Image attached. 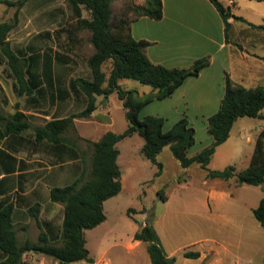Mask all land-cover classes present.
<instances>
[{"label":"rangeland","instance_id":"1","mask_svg":"<svg viewBox=\"0 0 264 264\" xmlns=\"http://www.w3.org/2000/svg\"><path fill=\"white\" fill-rule=\"evenodd\" d=\"M128 1L130 0H114V17L126 12ZM132 1L135 4L143 2ZM15 13V6L0 2V23H14L7 38L10 48L21 59L28 58L29 69L43 76L40 78L44 84V110L41 113L48 116L54 112L56 117L84 110L88 98L81 92H74L71 84L78 78H91L88 58L93 54L94 48L90 42L91 33L76 29L77 23L68 0H29L19 11L17 18ZM83 16L90 18V11L85 9ZM261 39L264 41L263 36ZM249 41L254 44L251 50L264 54V45L259 35L255 34ZM233 49L240 52L236 47ZM110 68L111 61H108L103 69L108 74ZM260 75L253 78L251 84L264 86V73L263 77ZM120 84L122 88L129 90H151V86L132 79H124ZM0 90V113L5 120L27 106V99L19 95L17 82L2 50ZM96 106L97 109L90 118L76 120V132L68 133L82 149L87 150L88 155L91 150L87 141L99 140L103 125L106 130V124L111 127L112 120L117 133L124 132L128 127L125 110L117 93L107 98L97 96ZM144 116L143 112L140 117ZM260 126H264L262 118L238 119L229 139L217 148L207 168L212 171L224 170L229 166H234L236 171L247 168L252 160L258 138L257 128ZM193 127L196 129L197 139L188 151L189 156L197 154L212 143L205 125L195 121ZM209 137L211 140H208ZM248 137L250 141H247ZM143 143V139L136 133L117 144L121 151L118 164L122 171L123 189L117 196L105 201L106 220L85 232L86 247L97 264H151L147 249L141 248L135 253L131 251L130 245L135 232L152 215L162 231L168 250L170 251L169 246L177 250L176 264H264V227L253 214V208L264 197V185H235L229 182L231 190L236 192L234 205L207 207L204 205L207 195L203 186L207 170L199 164L183 168L167 146L158 156L164 166L163 174L156 177L157 166L141 154ZM64 157L65 155L60 162L54 158L56 165L53 167L52 160L45 159L46 177L55 184L72 183L78 175L80 161L70 155H67L66 160ZM159 191L163 192L167 201L159 197ZM143 209L146 210L145 213ZM60 214L58 208L53 226L55 234L60 225ZM36 237L37 234L32 238ZM205 238L215 240L219 244L220 253L208 258L205 256L199 261L185 258L184 252L198 250L201 246L199 243L204 242ZM205 259L206 262L203 263ZM25 263L29 264V260Z\"/></svg>","mask_w":264,"mask_h":264},{"label":"trees","instance_id":"2","mask_svg":"<svg viewBox=\"0 0 264 264\" xmlns=\"http://www.w3.org/2000/svg\"><path fill=\"white\" fill-rule=\"evenodd\" d=\"M29 0L0 1L15 6L17 18L21 8ZM220 13L225 25V38L229 42V19L233 17L230 7L219 0H210ZM235 2L236 0H232ZM261 1V0H257ZM114 0H68L77 30H86L91 33L90 42L94 48L88 58L91 78H78L72 81L74 92L83 93L88 98L86 108L67 117L56 118L44 126L36 128L38 139H45L59 144L74 142L69 132H76L74 120L76 118H90L96 111V97H109L117 93L123 104L127 129L122 133L115 132L113 127L106 128L105 134L97 141H87L91 150L81 153L82 168L80 175L66 186H56L50 191V199L54 203L64 206V216L61 230L58 235L49 238L43 230L40 231L38 241L26 240L20 243L12 219L10 208L0 211V264H24V254L30 251L41 253L58 262V264H74L77 262L95 263L94 258L86 247L85 232L96 228L106 220L104 203L117 196L122 190V173L118 164L120 154L117 144L122 140L138 134L144 144L141 153L151 163L157 166L155 176L163 174V164L158 160L159 154L169 146L172 156L183 168L199 164L207 170L208 179L230 180L236 179L238 185H264V129L256 140L250 165L241 171L234 166L224 170H209L217 148L230 137L234 123L243 117L263 118L264 87L246 88L234 82L229 74L225 75V92L219 110L208 118V133L212 143L193 156L188 155L189 149L196 142V130L189 125L186 118L180 119L168 131H164L163 117L148 115L141 118L143 109L154 100L170 97L187 78L198 76L210 64L209 57L196 60L188 68H169L155 64L146 54L150 42L136 40L131 34V23L141 17L161 20L163 17L162 0H145L144 4L127 2V10L119 17H114L112 4ZM91 13L90 18L83 16L84 10ZM131 15V17H128ZM236 20L248 23L251 27L264 31V25L249 23L243 17H234ZM14 28V23H0V45L3 54L14 73L19 86V93L32 95L37 83L25 78L24 66L29 59L22 62L10 48L7 38ZM111 61V68L107 74L103 67ZM122 79H132L143 85L151 86L153 92L140 96L135 89H124L119 84ZM7 133H19L30 127L28 116L16 111L5 121ZM77 148H80L76 144ZM163 201H167L162 191L158 192ZM145 213L146 210L143 209ZM254 217L264 227V197L253 210ZM154 215L148 217L135 232L136 241L147 244V252L151 264H174L162 245L160 236L154 227ZM40 226V222H37ZM186 258L197 259L198 251H186Z\"/></svg>","mask_w":264,"mask_h":264},{"label":"crops","instance_id":"3","mask_svg":"<svg viewBox=\"0 0 264 264\" xmlns=\"http://www.w3.org/2000/svg\"><path fill=\"white\" fill-rule=\"evenodd\" d=\"M219 1L230 7L233 14V17L228 20L231 24L229 42L225 38L224 21L210 0H162L163 17L161 20L141 17L131 23L132 36L136 40L150 42V45L146 48V54L155 64L169 68H188L200 58H210V64L198 76L187 78L170 97L154 100L143 109L142 113L144 112L145 116L153 115L165 119L164 131H168L182 118H186L191 126L195 125V121H200L208 130V118L219 110L224 96L226 74H229L234 82L246 88L260 86L259 84H251V81L264 73V54H257L254 50H251V46L254 44L249 40L250 37H254L257 34L262 45H264V41L261 39V36L264 37V31L257 30L248 23L236 20L234 17H243L249 23L264 25V0ZM144 2L145 0L138 4L142 5ZM246 7L250 9L246 10ZM233 47H236L237 50L239 49L240 52H236ZM5 58L8 62L6 56ZM24 59L20 58L22 62ZM28 62L24 66L25 78L28 81L36 82L37 85L33 88L32 95L19 93V95L27 99V106L25 105L17 111H21L28 116L30 127L19 133H7L6 120L0 113V211L10 208V217L20 243H24L26 240L38 241L41 230L46 232L51 238L55 234L53 226L56 221L55 215L58 208L61 211L60 221H58L60 225L55 235H58L62 227L64 206L51 201L50 191L53 187L66 186L68 184H55L46 177L45 159L52 160V167L56 165V162L53 161L54 158H57V162H60L63 160V155H65L64 160H66L67 155L79 160L77 178L82 168L80 157L84 150L80 146V148L76 147L78 143L75 140L71 144L61 145L37 138V127L44 126L53 119L67 116L55 117L54 112L45 116L41 113L44 110V96L42 95L44 84L41 80L43 76L31 71ZM122 80L119 81V84ZM17 89L19 92L18 83ZM137 91L140 96H145L152 93L153 89L151 87L149 92ZM57 102L58 99L56 104ZM53 104H55L54 101ZM77 119L80 118L74 120L75 128H77ZM262 119L264 120V110ZM109 126L110 124H106L107 128ZM111 127H113L112 120ZM104 128L105 126L103 125L101 137L106 132ZM263 129L264 126L257 128L258 137ZM208 140H211V137ZM247 141H250L249 137ZM120 155L121 151L119 157ZM121 181L123 189L124 181L122 178ZM229 182L238 185L236 180L233 181V178L226 181L220 179L212 180L205 177L203 186L207 197L204 205L207 207H211V205L232 207L235 202L236 192L231 190L232 185ZM37 222H40L41 225L39 226ZM154 227L160 236L166 254L173 258L174 264H176L177 250L171 249L172 246L169 245L170 251L168 250L157 221H154ZM201 229L203 230V227ZM36 234V239H33L32 237H35ZM199 244L201 246L196 251L200 253V257L192 260L199 261L205 256L208 258L220 253L219 244L215 240L205 238L204 242ZM130 248L132 252L138 253L141 248L143 250L147 249V244L136 241L133 238ZM206 259L203 263L206 262ZM26 260H29V264H58L54 259L33 251L24 254V264H28L25 263ZM94 260L95 263L93 264H97L96 259ZM74 264L88 263L83 261Z\"/></svg>","mask_w":264,"mask_h":264},{"label":"water","instance_id":"4","mask_svg":"<svg viewBox=\"0 0 264 264\" xmlns=\"http://www.w3.org/2000/svg\"><path fill=\"white\" fill-rule=\"evenodd\" d=\"M107 98V97H106Z\"/></svg>","mask_w":264,"mask_h":264}]
</instances>
